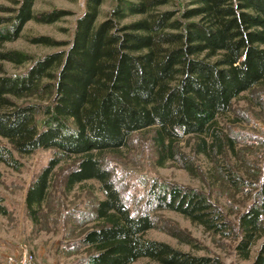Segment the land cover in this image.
Instances as JSON below:
<instances>
[{
	"label": "trees",
	"instance_id": "16d2710c",
	"mask_svg": "<svg viewBox=\"0 0 264 264\" xmlns=\"http://www.w3.org/2000/svg\"><path fill=\"white\" fill-rule=\"evenodd\" d=\"M33 2L20 0L9 33L0 34V46L16 38L29 20L54 22L62 16H37ZM168 2L119 0L112 19L123 12L144 18L118 27L111 19L95 26L101 0H85L66 49L36 59L21 75H8L2 62L19 65L26 55L0 51V137L8 143L0 145V162L19 170L22 163L15 154L53 150L25 193V209L35 223L61 162L72 161L67 191L89 180L99 184L102 197L91 209L92 226L79 239L89 249V264H131L140 258L159 264H221L145 238L155 228L153 218L147 211L131 213L101 160L102 153L148 129L161 151L191 135L200 139L197 151L204 152L212 145L205 138L212 139L217 117L233 99L264 81V0H189L178 18L171 11H155ZM33 42L51 43L46 37ZM42 77L51 80L41 86L50 93L48 103L19 104L16 99L37 90ZM155 196L159 207L207 230L224 226L218 211L194 190L172 187ZM0 214H7L1 194ZM263 216L264 171L254 203L239 218L243 237L238 248L245 258ZM252 264H264V241Z\"/></svg>",
	"mask_w": 264,
	"mask_h": 264
},
{
	"label": "rangeland",
	"instance_id": "374dc122",
	"mask_svg": "<svg viewBox=\"0 0 264 264\" xmlns=\"http://www.w3.org/2000/svg\"><path fill=\"white\" fill-rule=\"evenodd\" d=\"M118 2L101 0L95 26L111 19L120 27L144 18L142 14L123 12V17L112 19L111 12ZM19 4L20 0H0L1 35L9 33ZM189 4V0H169L155 11H171L178 18ZM32 9L37 16L50 12L62 16L54 22L29 20L16 38L3 42L0 51L17 50L27 57L19 65L2 62L8 75L24 74L36 59L66 49L76 19L84 12L85 0H34ZM37 37H46L51 43H34ZM49 81L40 78L37 90L16 101L46 105L51 96L41 86ZM37 117L43 118L39 114ZM212 131V139L205 138L212 145L204 152L197 151L200 139L195 136H185L172 148L161 151L152 129L138 131L121 148L102 153L101 160L131 213L147 211L153 218L155 228L147 230L145 238L168 243L190 255L217 259L221 264H252L264 241V216L247 258L238 248L243 237L239 218L254 203L264 171V81L233 99L229 110L217 117ZM0 145L8 143L0 137ZM15 156L22 163L19 170L0 162V194L7 210L6 215L0 214V264H18L24 256L37 264H89V249L81 246L79 239L92 226L91 209L102 197L99 184L89 180L67 191L65 177L72 161L61 162L51 179L39 222L35 223L26 212L25 193L31 179L53 156V150L38 149L28 156ZM172 187L202 194L222 216L221 230H207L179 212L159 207L155 195ZM131 264L159 263L140 258Z\"/></svg>",
	"mask_w": 264,
	"mask_h": 264
},
{
	"label": "built area",
	"instance_id": "2783aa9c",
	"mask_svg": "<svg viewBox=\"0 0 264 264\" xmlns=\"http://www.w3.org/2000/svg\"><path fill=\"white\" fill-rule=\"evenodd\" d=\"M18 264H37L31 257L24 256L19 260Z\"/></svg>",
	"mask_w": 264,
	"mask_h": 264
}]
</instances>
